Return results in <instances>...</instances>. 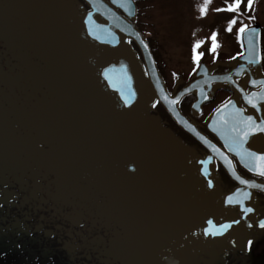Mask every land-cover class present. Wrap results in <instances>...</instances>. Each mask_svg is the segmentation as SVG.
<instances>
[{"label":"flooded vegetation","instance_id":"obj_1","mask_svg":"<svg viewBox=\"0 0 264 264\" xmlns=\"http://www.w3.org/2000/svg\"><path fill=\"white\" fill-rule=\"evenodd\" d=\"M51 2L46 8L49 15L43 27L28 2L23 5L26 10H21L11 0H0V264H170L172 257L180 253L185 257L192 253L189 264H245L249 260L259 264L264 256V247H261L264 228L250 232L244 251L228 244L209 248L205 239L198 249L192 243L198 237H206L203 230L208 227V220L214 223L212 218L206 219L211 214L214 198L226 195L238 185L208 148L178 128L157 102L143 118H156L148 123L159 126L157 135L160 133L163 139L160 144L168 145L175 164L173 180L166 187L158 180L143 177L141 172L140 178L145 183L139 186L150 197L144 219L121 205V210L110 212L112 204H119L115 197L111 199L104 192L106 180L99 166L104 160L122 154L123 148L114 138L103 149L95 139H92L94 147L89 142L82 144L79 134L94 133L95 127L85 120L89 115L87 104L72 107L70 102L75 105L84 101L75 92L79 75H88L90 79L95 74L94 65L84 59L83 41L79 40L74 25L80 11L78 4L85 11L89 8L82 0ZM134 3V25L145 36L137 24L139 12L135 0ZM52 22L56 24L57 34H65L61 40L56 37L57 44L52 33L46 31L53 28ZM145 38L170 95L203 78L192 72L200 63L211 68V75L205 76L209 79L225 73L237 54L242 53L239 48L230 57L223 58L215 50L209 59L207 50H202L198 53L199 60L187 72L180 70L165 75L151 40ZM130 45L138 51L133 43ZM262 54L264 75L263 47ZM235 81L244 84L247 76L240 75ZM249 90L246 86V91ZM232 95L233 90L227 84L204 81L193 93L182 97L178 108L209 141L223 149L205 122ZM74 133H77L75 138ZM101 139L105 138L99 137L97 141ZM6 143L9 144L7 151ZM196 157L206 160L208 165L211 162L212 166L195 173V165L190 160ZM230 158L242 177L261 180L246 173L234 157ZM129 167L127 176L135 171ZM209 180L212 187L208 186ZM212 191L214 198L208 195ZM175 199L176 205H173ZM179 199L185 202L189 199L193 204L189 206L188 219L180 225V212L186 205H177ZM251 202L254 218L264 220V195L254 192ZM171 206L174 211L177 207L180 219L170 216L172 225L166 221L163 226V215L168 212L165 208ZM238 218L237 209L235 215L232 209L219 215L220 223ZM132 219L136 222L134 227ZM202 219L206 221L196 232L194 225L201 224ZM142 224L148 233L137 256L127 249V236L136 237V229ZM184 227H188L187 231L178 236Z\"/></svg>","mask_w":264,"mask_h":264},{"label":"water","instance_id":"obj_2","mask_svg":"<svg viewBox=\"0 0 264 264\" xmlns=\"http://www.w3.org/2000/svg\"><path fill=\"white\" fill-rule=\"evenodd\" d=\"M11 1L19 5L21 10H26L23 5L28 2V6L37 16V21L40 22V25L44 27V24L47 23L46 17L49 12L46 13V8L48 5L50 6L52 0ZM82 1L89 8V11H85L83 6L78 4L80 11L76 15L74 25L78 29L79 40L83 41L84 59L94 65L95 74L90 79L88 75H79V85L75 92H78L79 94L77 95L84 98V101L75 103V105H73L72 101L70 102L72 107L82 103L87 104L89 115L85 120L95 127L94 133L81 132L79 134L80 142L86 138L87 142L94 147L92 139H95L96 142H100L101 149H103L107 146L108 141L114 138L116 143L123 148L122 154L117 155L115 158L104 160L102 165L99 166V168L103 169L101 174L106 180L104 192L110 195L111 199L115 197L119 204H112L110 212L112 210H121V205L124 210L133 211L144 219L149 209H145V206L149 205L150 197L139 186V184L145 183L140 178L141 172L144 174L143 177H149L154 182L158 180L161 185L166 187H169L168 184H171L173 180L172 174L175 164L168 145L166 142L164 146L160 144L163 139L160 133L159 136L157 135L158 130L156 129H159V126H152L148 123V121H155L156 118L151 116L143 118V115L148 114L153 104L157 102L178 128L208 148L223 166L229 178L238 185L236 189L226 195H221L220 198H214L213 191L208 192V195H212V198H214V204L210 205L212 211L210 215L207 214L206 219L207 217L212 218L214 223L208 225L207 228L216 231L217 235H208L205 238L198 237V239L192 240V243L196 244L198 249L199 246H203L202 242L205 239V244L209 248L228 244L235 247L236 250L244 251L250 232L254 228H261L259 226L261 220L254 218V208L251 199L254 192L264 195V181H261L264 180V177L249 171V167H253L260 162L247 157L241 160L236 155V152H240L241 155H244L245 151L257 155L264 154V132H250L245 140L238 143L235 129L244 127L240 121L247 116H251L256 125H260V122L264 121V100L256 99L255 108L245 101V96L251 93L264 95V83H261L264 82V75L261 73L260 27L253 25L247 27L241 33L242 55L229 64L227 72L213 75L207 79L205 76L211 75V68L201 64L196 75H202L203 78L185 85L176 94L170 95L157 70L148 42L133 24L136 14V5L133 0H116V3H113L112 0ZM89 13L92 15L89 16ZM52 26L53 28L46 31L52 33V39L57 44L56 37L61 40L65 34L56 33V24L54 22H52ZM90 31L92 35L89 34ZM130 42L137 48L140 57L133 50ZM237 73L239 74L237 75ZM240 75H246L247 81L239 85L236 83L235 78ZM204 81L227 84L233 90V95L217 108L219 111L216 109L212 112L205 122L207 130L221 144L223 149L209 141L178 108V103L182 97L193 93ZM253 81L256 82L255 85L252 84ZM113 85H115V88ZM246 86L250 88L248 92L246 91ZM116 89L123 90V98L121 92ZM125 99L129 100L128 104H125ZM173 100L177 102L172 103ZM229 101H232V103L229 104ZM239 109L244 111L241 113ZM124 124L129 125L126 126ZM99 137L105 139L97 141ZM84 145H87V143ZM179 145L181 144L179 143ZM230 156L235 158L246 173L261 180L242 177L235 170ZM199 158L196 157L190 160L195 165L193 169L195 173L203 170V168L208 169V167L212 166L211 162L208 165L206 160H199ZM128 165H130V170L135 169L134 172L128 171L130 176L126 175ZM237 177L245 179L249 183L242 185ZM237 189H240V191L237 192ZM230 196L233 201H239V203H228ZM173 203V205H176V199ZM179 203L186 205V208L180 212L182 219L179 217V212L176 213L177 207L175 206L174 211L172 210V205L168 209L165 208V211L169 213L166 212L163 215V226L166 225V221L169 226L172 225V221L169 220L170 216L176 215L180 219L178 225L188 219L191 214L189 206L193 204L189 199L187 202L179 199L177 205ZM249 207L253 209L251 213L247 212ZM227 209H232L234 215L237 209L240 212V219L220 223L219 215L226 212ZM143 210H145V213H143ZM206 219H202L200 221L201 224L194 225V230L196 231L197 228L203 225ZM135 223V220L132 219L131 226L134 227ZM221 224H227L229 227L220 229L219 225ZM161 226L160 224L159 228ZM187 229L188 227L182 228L178 232V236H181L182 233L184 234ZM136 233V237L132 235L129 237L128 234L127 239L129 238V240L126 247L138 256L143 250L142 243L145 240L148 229L142 224L137 227ZM135 247L136 250H134ZM188 250L186 249V251ZM191 255L192 253L185 257L183 253H180L174 258L172 257V262L170 261L171 263H169L189 264Z\"/></svg>","mask_w":264,"mask_h":264},{"label":"rangeland","instance_id":"obj_3","mask_svg":"<svg viewBox=\"0 0 264 264\" xmlns=\"http://www.w3.org/2000/svg\"><path fill=\"white\" fill-rule=\"evenodd\" d=\"M232 2L233 0H137L138 27L151 40L165 75L180 70L187 72L194 65L192 48L197 42V54L207 50L210 59L216 50L223 58L230 57L239 49L237 29L241 25L257 24L261 28L264 50V0H253L250 9L245 7L247 0H241L238 10H225ZM201 9H204L203 14ZM232 21L235 22L231 23ZM213 33L216 47L210 51L213 43L210 37ZM76 136L77 133H74L73 138ZM68 139L66 136L65 141ZM85 143L86 138L83 140V144ZM8 145H4L5 151ZM88 150L85 148V151ZM253 261L249 260L245 264H255ZM258 263L264 264V256Z\"/></svg>","mask_w":264,"mask_h":264},{"label":"snow or ice","instance_id":"obj_4","mask_svg":"<svg viewBox=\"0 0 264 264\" xmlns=\"http://www.w3.org/2000/svg\"><path fill=\"white\" fill-rule=\"evenodd\" d=\"M112 2L116 3V0H112ZM240 2H241V0H233L232 4L230 6H228L227 9H225V10H227V11H236V10H238ZM252 5H253V0H247V4H246L245 7H246V9H250ZM203 12H204V9H201V13L202 14H203ZM91 15L92 14L89 13V16H91ZM249 19H252V17H249ZM234 22L235 21H232L231 23H234ZM246 27H247L246 25H241L240 28L237 29V34L239 35L240 33H243L245 31ZM253 31H255V29H253ZM89 34L92 35V32L90 31ZM210 39L213 41V43H212V46H211V48L209 50L212 51L216 47V44H215V33H213V35H212V37H210ZM198 46H199V42H197V44H194L193 48H192V61H193L194 64L199 60V54H197V52H196V48ZM237 55H242V53H238ZM233 59H234V57H233ZM196 70L197 69L194 67L192 69V72H195ZM238 74L239 73H237V75ZM190 75H191V73H190ZM106 78H108V77L106 76ZM225 79H227V77H225ZM255 83H256L255 81L252 82L253 85H255ZM261 83H264V82H261ZM113 87L115 88V85H113ZM116 90L121 92V96L123 98V90L122 89H116ZM256 99L264 100V95H258L256 93H251V94H248V95L245 96L246 103L251 105L253 108L256 107V103H255ZM124 102H125V104H128L129 100L125 99ZM176 102H177L176 100L172 101V103H176ZM228 103L231 104L232 101H229ZM217 111H219V109H217ZM243 111H244L243 109H239V112L242 113ZM240 123L242 125H244V127L235 129V131L237 133V137H238V143L242 142L243 140H245L247 138V136L250 134V132H255V131L264 132V121H261L260 125H256L255 121H253V118L251 116L244 117L240 121ZM236 155L238 157H240L241 160H244L245 157H247V158H249L251 160L260 162V163H257L253 167H249V171L255 173L256 175H258L260 177H264V154L257 155L255 153H248V152L245 151L244 155H241L240 152H236ZM229 163H231V162L229 161ZM237 179L239 180L240 184H242V185L249 183V181H247L245 179H241L239 177H237ZM208 186L212 187V181L211 180L208 181ZM236 191L239 192L240 189H237ZM228 203H239V201H233L232 197L230 196L228 198ZM242 210H243V208H242ZM252 211H253V209L251 207L247 208V212L251 213ZM207 223L209 225H212L213 222L211 220H208ZM259 226L261 228H264V222H261ZM228 227H229V225H227V224L219 225L220 229H227ZM203 234L205 236H208V235L215 236V235H217V232L214 231V230L205 228L203 230Z\"/></svg>","mask_w":264,"mask_h":264}]
</instances>
